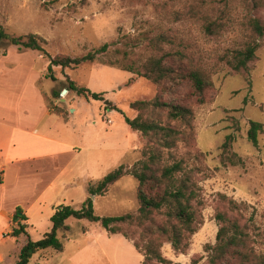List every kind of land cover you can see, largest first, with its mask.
<instances>
[{
  "label": "rangeland",
  "instance_id": "374dc122",
  "mask_svg": "<svg viewBox=\"0 0 264 264\" xmlns=\"http://www.w3.org/2000/svg\"><path fill=\"white\" fill-rule=\"evenodd\" d=\"M247 14L251 13L241 0H228L226 4L220 0H0V29L10 35H40L46 39L44 48L51 56H82L104 43L112 44L110 50L125 49L142 39L143 47L135 48L131 56L146 57L152 52L146 47L148 39L163 36V50L184 51L213 68L203 103H197L185 85L178 91V102L192 109L193 120L172 153L183 157L188 167L199 169L195 177L202 204L200 225L190 237L187 251L176 253L169 243L161 248L162 255L175 264L206 261L205 245L215 243L218 230L215 212L225 208L221 194L248 205L245 217L253 216L255 231L263 232L254 248L264 252V37L259 39L255 58L246 70L234 72L226 64L228 54L247 40ZM259 15L264 19V10ZM209 18L223 24L213 34L203 28ZM99 57L106 59L104 55ZM47 65L48 58L40 52L19 49L0 38V77L6 78L8 93L13 96L14 90L21 93L23 87L28 90L27 86L33 84L43 104L64 117L70 114L69 120L75 125L69 128L68 136L79 153L55 182L57 185L66 180L70 186L57 198L47 197L50 192H46L45 199L52 205H34L28 211L27 234L35 241L51 229L49 209L60 205L79 207L88 196L89 183L95 184L119 165L130 167L141 158L146 138L128 127L124 115L134 117L136 113L129 103L149 100L157 91L136 74L97 62L70 68L54 66L56 80L46 77ZM69 80L102 92L103 100H86L73 91L62 95ZM21 94L28 96L30 92ZM108 105L113 109L107 110ZM56 119L54 115L44 116L40 132L53 129ZM250 121L262 125L256 145L247 137ZM58 124L63 132V122L57 120ZM228 135L232 137L229 154L239 159L235 165L223 160L221 145ZM136 189V179L123 176L102 195L92 198L94 212L101 216L134 212L138 207ZM66 224L69 230L58 233L59 238L62 233L66 236L62 239L63 250H40L29 264H108L104 254L114 259L113 264H141V255L122 235L109 234L87 220L69 218ZM0 226H4L3 220ZM11 229L7 226L2 230L8 236L0 248V264H15L26 241L25 234L9 236Z\"/></svg>",
  "mask_w": 264,
  "mask_h": 264
},
{
  "label": "trees",
  "instance_id": "16d2710c",
  "mask_svg": "<svg viewBox=\"0 0 264 264\" xmlns=\"http://www.w3.org/2000/svg\"><path fill=\"white\" fill-rule=\"evenodd\" d=\"M226 4L228 0H220ZM247 10V25L250 29L247 40L242 47L233 49L226 58V64L234 72L248 68L255 58L259 39L264 37V19L259 12L264 10V0H241ZM223 24L216 19L206 21L203 28L213 34ZM0 38L7 39L19 49L35 50L48 58L47 74L52 80L54 66L61 68L76 67L84 62H97L122 71L136 74L153 84L157 91L149 100L137 99L129 103L136 114L134 117L124 115V121L132 131L140 132L146 138L141 149V158L132 166L119 165L105 174L95 184L89 183L88 196L79 207L60 205L50 217L51 229L41 239L32 240L23 223L26 216L17 207L13 214L11 237L25 234L26 241L21 247L15 264H29L36 252L52 248L62 251V239L69 226L68 218L87 220L97 223L109 234H120L132 242L135 250L141 255V264H175L162 255L161 248L169 243L176 253H185L189 247L190 237L200 225V190L195 173L197 168H190L183 157H175L172 151L191 127L192 109L179 103L178 91L185 85L197 103L204 102V92L211 86L212 67H206L181 50H163V36L148 39L147 48L152 50L146 57H132L135 48L143 47L142 39L130 48L118 47L110 50L112 44L104 43L94 51L82 56L67 54L49 55L44 48L46 39L36 33L10 35L0 29ZM99 55H104L102 59ZM117 56V57H114ZM114 57V58H112ZM64 89L67 93L75 92L86 100H103L102 92H93L84 85H76L69 80ZM58 95V93H56ZM108 109L110 105L105 107ZM182 126V128H180ZM261 123L250 121L247 137L257 144V134ZM231 136L228 135L221 145L223 160L232 164L239 162L234 153L229 154ZM131 175L137 181L136 198L138 207L134 212L114 216H101L94 212L91 196L102 195L107 188L120 178ZM225 204L222 210H216L215 220L218 224L216 240L213 245H205L206 261L202 264H264V252L256 251L257 237L263 232L255 231L253 216L245 217L248 205L238 202L226 195H220ZM257 230V229H256ZM192 264H197L192 261Z\"/></svg>",
  "mask_w": 264,
  "mask_h": 264
},
{
  "label": "crops",
  "instance_id": "0c3cea01",
  "mask_svg": "<svg viewBox=\"0 0 264 264\" xmlns=\"http://www.w3.org/2000/svg\"><path fill=\"white\" fill-rule=\"evenodd\" d=\"M5 79L0 77V220L4 223L3 227L0 226V248L8 236L2 230L13 226V214L17 206L22 208L21 213L26 216L23 223L27 231L29 209L34 205H52L45 199L46 192H50L47 197L64 195L71 182L62 180L57 185L55 182L64 176L66 167L79 153L78 146L68 136L69 128L75 126L69 120L70 114L64 117L50 110L41 102L42 95L33 84L27 86L28 90L25 87L22 89L24 93L30 92L28 96L18 90H14L13 96L10 95V87L6 85ZM72 112H76V108ZM53 115L57 118L54 128L40 132V120ZM57 120L63 122L64 127L60 129H66V134L59 130ZM54 211L55 208L49 209L48 216L51 217ZM80 247L77 244L76 250ZM104 255L108 264H113L114 259Z\"/></svg>",
  "mask_w": 264,
  "mask_h": 264
},
{
  "label": "water",
  "instance_id": "95a60500",
  "mask_svg": "<svg viewBox=\"0 0 264 264\" xmlns=\"http://www.w3.org/2000/svg\"><path fill=\"white\" fill-rule=\"evenodd\" d=\"M66 92H67V89H63V90L61 91V94L64 95ZM62 100H64V99H62ZM104 102L106 103L107 101L105 100ZM93 197H94V196H91V198H93Z\"/></svg>",
  "mask_w": 264,
  "mask_h": 264
}]
</instances>
